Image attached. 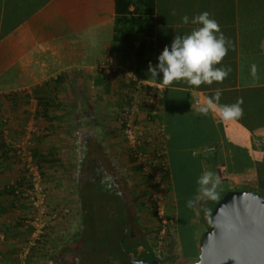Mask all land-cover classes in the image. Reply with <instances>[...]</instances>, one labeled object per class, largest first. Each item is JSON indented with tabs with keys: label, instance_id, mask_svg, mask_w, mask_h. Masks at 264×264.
I'll list each match as a JSON object with an SVG mask.
<instances>
[{
	"label": "crops",
	"instance_id": "obj_1",
	"mask_svg": "<svg viewBox=\"0 0 264 264\" xmlns=\"http://www.w3.org/2000/svg\"><path fill=\"white\" fill-rule=\"evenodd\" d=\"M42 1L45 3L41 5ZM19 2H23L27 13L31 12L32 8L41 6L6 36H0V48H10L3 58L8 66L0 72V97L4 102L5 114L12 110L9 103L4 101L5 96L14 92L32 95L34 89L44 90L45 87L49 90L48 94L54 98V106H46L50 118H40L41 126L48 129L49 135L39 133L36 145L42 154L56 159V162L44 163L43 169L61 165L64 158H72L76 149L75 176L72 165L68 166L71 186H60L62 184L59 181L52 182L50 188L46 185L50 196V213L47 211L50 216H47V219L52 229L46 236L49 242L45 248L55 250L56 254H65L64 249L82 233L85 211L89 214L91 208L99 210L100 200L97 196L101 189H96V192L92 190L96 186L92 180L94 162L101 160L103 164L100 166L115 174L116 183H120L121 189H124L129 147L121 129L120 113L135 97H143L142 100L137 98L140 103L148 99L147 93L142 89L143 85L157 87L154 92L155 104L160 114L162 113V118H157L153 124L155 133H158L154 142L158 146L161 141L160 125L163 123L168 126L167 121H171V117L176 113L178 122L174 125H182L189 114L184 113V106L198 111L211 101V118L216 124L223 122V107L220 104L223 93L243 88L240 83L241 59L249 55L248 39L243 27L247 20H241V0H156L154 51L149 55L147 63L139 65L129 47L113 39L115 0H10V5L7 0H0V14L3 15L7 7L18 6ZM203 12H208L211 18L219 23L220 30L228 41L227 54L215 65L227 73L224 78L214 81L211 85L201 84L197 87L182 80L166 85L162 78L151 76L148 72L149 64L158 65L159 55L165 47L171 45L175 36L188 35L194 28L199 27L191 23L184 24L182 17H193ZM243 37L246 38V43ZM262 48L264 50V40ZM59 76L63 77V82L53 85V80ZM217 92L220 93L219 101L215 99ZM196 96L203 98L202 105H196ZM31 101L35 103L31 102L29 109L34 113L32 116L36 117L37 101L33 98ZM152 102H149L150 106ZM23 107L22 111L28 110V106ZM196 119L200 120V117L196 115ZM205 120L207 123V118ZM16 124V121L11 124L12 132L19 129ZM99 127H107L108 131L104 130L101 134L92 129ZM117 133L121 136L117 137ZM217 142L223 143V140ZM213 153L215 154L216 150L208 143L193 150V156H212ZM221 156L225 157L222 152ZM14 162L8 161L4 166H0V264L19 262L16 257L22 251L26 254L32 249L24 242L29 239V230L34 227V221L30 219L34 217L29 209L30 204L22 201L23 203L16 207L15 198L7 192L11 178L9 176L16 172ZM227 168V163H222L218 173L232 175ZM48 174L65 176L55 169L50 170ZM2 176L8 177L7 184ZM56 178L58 177H53V180ZM102 192L117 197L105 189ZM126 193L129 197L127 189ZM198 197L203 198L205 195L200 194ZM103 217L105 218L106 214ZM36 218L37 216L34 220ZM52 241L58 244H52ZM52 259L50 258V261Z\"/></svg>",
	"mask_w": 264,
	"mask_h": 264
},
{
	"label": "trees",
	"instance_id": "obj_2",
	"mask_svg": "<svg viewBox=\"0 0 264 264\" xmlns=\"http://www.w3.org/2000/svg\"><path fill=\"white\" fill-rule=\"evenodd\" d=\"M7 2L10 5V0ZM44 3L42 1L41 5ZM41 5L32 8L31 12L28 13L23 2H19V5L13 8L7 7L5 13L0 14V27L2 28L0 29V36L4 37L14 30ZM156 8V0H115L113 39L115 42L126 44L139 65L147 63L149 55L154 51ZM241 20H247L243 27L248 39L247 44H249V55H245L241 59L240 83L243 88L224 92L220 104L224 107L239 102L243 109L242 117L223 120L220 124H216L209 111L207 114H203L184 106L186 109L184 113H189L186 120L182 125L175 127L174 123L178 122V113L174 114L171 121H167L166 134L169 137L160 142L166 145L167 156L171 162L170 173L167 182L164 183L163 194L172 204L171 211L176 217L174 230L180 242V259L186 262H196L199 259L200 245L205 232L212 226L213 212L218 203L231 190L222 183V185L215 186L214 199L206 196L199 198L200 194H204L198 181L205 172L218 174L219 166L222 163H227L228 172L232 175H242L245 170L254 168L258 189L264 194V50L262 48L264 0H241ZM246 38H244V42ZM9 49V46L0 48V72L8 66L3 58ZM242 51L244 52V48ZM58 82H63L62 76L53 80V85ZM248 86L250 88H247ZM142 89L147 93L148 99L142 101L141 107L148 109V120L153 124L157 118H162V113L160 114L155 104L156 94L154 92L157 87L143 85ZM48 91L44 87V90L41 88L34 89L32 95L14 92L6 95L4 101L15 108L20 104L29 106L33 98L37 101L36 117L48 120L50 115L47 107L53 105L54 99L52 95L48 94ZM211 97L214 96L211 95ZM150 99L153 101L151 106ZM3 104L4 102L0 97V126L4 129L6 123L4 122L5 118H3L5 115ZM27 111L29 112V110ZM122 112L123 110L120 113V119ZM196 115L200 117V120L196 119ZM205 118H207V123H205ZM1 128L0 166H4L5 162L15 161L18 157L15 150L6 144ZM48 135L47 133L44 134V136ZM221 139L223 143L217 142ZM206 143L214 148L216 153H213L212 156H204L205 154L193 156L194 148ZM139 149L144 153H153L154 157L159 159V163L154 165V168H162L161 160L164 156L158 155V147L151 149L147 143H144ZM32 152L35 162L40 165L41 169H43L44 163L56 162V159H50L48 155L42 154L36 143ZM221 152L225 157L221 156ZM135 153L136 151L131 148L133 170L145 173V164L137 159ZM214 167L217 168L216 172L213 170ZM23 181L18 180V184L22 185ZM209 187L212 188L213 186L210 184ZM98 189H101L100 194L103 193V188ZM154 190L158 192V186H155ZM9 191L17 197L15 186L11 187ZM117 200V206H113L111 209V213H114L113 215L118 218L115 226L107 227L110 219L104 218V213L100 209L91 208L89 214L85 211L82 233L72 241L70 246L64 249L65 254L75 253L82 262L85 261L84 264H133L129 254L135 260L146 259L149 262L157 258L151 248V240L149 242L145 238L146 234L144 237L135 236L133 216L127 214V209L124 208L120 199L117 198ZM154 202L155 197L151 194L147 200V205L153 207ZM19 203H22V199ZM84 210L87 209L84 208ZM151 214L156 217L157 211L154 207ZM148 227V233L153 234V238H156L160 223L150 224ZM142 228L144 229L143 226Z\"/></svg>",
	"mask_w": 264,
	"mask_h": 264
},
{
	"label": "rangeland",
	"instance_id": "obj_3",
	"mask_svg": "<svg viewBox=\"0 0 264 264\" xmlns=\"http://www.w3.org/2000/svg\"><path fill=\"white\" fill-rule=\"evenodd\" d=\"M15 81L18 82L17 80H15ZM137 98L140 99V97H137ZM142 98L140 100H142ZM34 103H35V101L32 102V104H34ZM23 106H25V105L20 104V106L14 108L13 105L9 104V107L12 110H11V112L6 113L3 118L10 120L11 124H15V121H16L18 126H19V129H22V131L19 129H15V130H13V132L11 131L12 129H10L11 133L14 134L13 137L18 142H20L19 140H21V138L23 136V133H24L23 130L25 131L26 127H29L30 125L34 124V126L38 129L37 133L36 134L34 133V136L32 138L31 144H30V147L32 146V148H34L35 143H37V138H38L37 136L39 135V133L42 132L45 134V131L48 129L41 126V123H40L41 119L39 117H33L32 116V114H34V113H33V111H31L29 109L28 105H26V106H28L29 113H28V111H22L24 108ZM33 107L34 106H32V108ZM147 112H148V109L143 108V106L139 107V110L132 117V119H135L136 123L139 124L141 127H143V132L141 131V133H140V134H142L141 139L138 141L139 146L140 145L142 146L144 143H147V145H149V147L151 148L153 137L156 134L155 133L156 129H155L154 125L149 124ZM165 126H166V124H165ZM166 128H167V126H166ZM1 129L4 130L3 128H1ZM92 129L97 130V132H100L101 134L104 133V130L108 131L107 127H105V128L99 127V128H92ZM121 129H122V127H121ZM122 132H123V130H122ZM119 136H121V135L118 134L117 137H119ZM126 141H127L128 147H129V149H128L129 163H128L127 168H126V172L124 173V177L126 178V183L124 184V189H122V190L126 191V189H127V191L129 192V197L127 199V206H126L129 209V210H127V212H128L127 214L133 216L132 219H133V223L135 224V227L133 228L134 233L138 237H144V234H146L145 238L148 239L149 242L151 240V245L153 246L152 249H153V252L155 253V250H154V247H155L154 243L155 242L154 241L156 239L153 238V234L148 233V228H149L148 226L150 224H156V223L158 224V220L156 219V217L152 216V214H151L153 207L156 204V201L154 202L153 207H152L150 205H147V200L149 199V196L151 194H153L154 197H157V198L161 197V196L163 197V194H159L160 191H158V193L155 192L154 188H155L156 184L154 182H156V181L153 178H151L150 177L151 175L149 176L145 170H144L145 173L137 172V171L133 170V167H132L133 163H132V158L130 155V150H131L132 146H131L128 139ZM26 147H27V145H26ZM28 148H29V146H28ZM76 148H77V145H76ZM76 156H77V154H76V149H75V153L73 154L72 158L69 157V158H67V160H65V158H64V160H62L61 165L58 164V165L52 166L55 168L48 167V170H46V168L41 169V171H42L41 172L42 182L46 188V191H47L46 185L48 184L49 188H50L51 183L55 182V181H59L62 184L60 186H69V187L71 186L72 180L68 176V173L70 172V168L68 166L72 165L73 172H74L73 174L75 176L76 172H77ZM14 163H15V167H16V172L9 176V177H11L9 180L10 183L8 184L9 188H7V187L6 188H7V192L10 195H12L13 198H15V203H16L17 200L20 201V198L16 199L18 196L15 197L9 190L13 186H19L18 180H21V181L25 180L23 182L27 183L29 174L26 171V167L22 163L21 160H19L17 158V159H15ZM169 163H171V162L169 161ZM51 165H53V164H51ZM54 169L56 172L61 171V173L65 174V176L61 175L59 177V175L57 176V174L50 176L48 174V172L50 170L52 171ZM62 170H64V172H62ZM55 176L58 178L53 180V177H55ZM256 177H257L256 171L253 169H249L246 173H244L242 175H229L226 173L225 174L224 173L213 174V180L218 181V184H216V185H220V184L222 185V183H224V184L226 183L225 185L228 188H231V190H233V189H247V190H252V191H256V192H261L260 189H258ZM2 178L4 181H6L4 183L7 184V182H8L7 178L8 177L2 176ZM59 178L61 180H59ZM97 180L101 181V177L98 178ZM98 188H100V185L95 186L92 189V190H94L93 192H96V189H98ZM49 197L50 196H49V193L47 191V204L49 201ZM117 198H118V196L115 198V197L109 196L108 194H103V197H100L99 209L101 211H103L104 215L106 214L107 218L110 219V221H108V224H107V227H109V228L114 227L115 224L118 222V218H116L117 216L115 217L113 215L114 213H111L112 207L117 206V203H116ZM164 200L166 202V199H164ZM22 201H24L26 203V200H24V198L22 199ZM18 205H19V203H16V207ZM168 206H169V211L171 213H173L171 211L172 204L170 202H168ZM29 207H30L29 209L32 210L31 211L32 216H34V217L30 218V219H32L31 221L35 222V220H34L35 217L40 215V219L37 222H40V224H41V222L46 221V222H49V225L46 228L41 229V231H42L41 233H40V227H35L36 223H35V226L33 225L34 226L33 229L29 230L31 232L29 235V239H25V241H24L27 243L26 245L29 247H32V249H31V251L29 250L27 254H25L24 251H22L21 254L18 257H16L19 260V262H16L14 264H23V262H25V264H59L61 258L62 257L65 258V254H62L60 252H57V254H56L55 250L50 251V249L45 248L47 243L49 242V240H47L46 236L48 233H51V229H52V225H51L49 219H47V216H50V214H49L50 213V206L49 205L47 206V208H48L47 211H49V213L44 212L43 214H39L37 209H34V208L32 209V206H29ZM26 209L28 210V208H26ZM118 213H119V211H118ZM119 219H121V217ZM51 221L53 223L54 218H52ZM27 224L29 225V223H27ZM142 226L144 227V229L142 228ZM107 227H106V229H107ZM34 232H37V233H34ZM49 237H50V235H49ZM52 244L57 245L58 243L52 241ZM43 245H44V248H43ZM162 251L163 252L160 254V256L165 263H168V264H194L195 263V262H191V261L186 262V261L180 259V242H179L178 236H177L175 231L171 232L169 237L165 240L164 248ZM53 256L55 259L54 260L52 259V261H50V258H53ZM157 257H159V255H157ZM12 261H16V260H12ZM83 262H85V261H83Z\"/></svg>",
	"mask_w": 264,
	"mask_h": 264
},
{
	"label": "clouds",
	"instance_id": "obj_4",
	"mask_svg": "<svg viewBox=\"0 0 264 264\" xmlns=\"http://www.w3.org/2000/svg\"><path fill=\"white\" fill-rule=\"evenodd\" d=\"M184 24L199 25L188 35H176L169 47H165L158 57V65L149 64L148 72L151 76L162 78L166 85L174 81H185L190 85H211L214 81H220L227 74L218 65L228 51L227 38L220 30L219 23L211 18L208 12H203L193 17L184 15ZM216 101L220 99V93L215 96ZM213 107L209 101L207 106L198 109L207 114ZM243 115L240 103L225 105L221 112L223 120L239 119ZM198 183L202 186L203 194L215 198L214 188L218 181L213 180L211 172H205ZM213 187L210 188L209 185Z\"/></svg>",
	"mask_w": 264,
	"mask_h": 264
},
{
	"label": "built area",
	"instance_id": "obj_5",
	"mask_svg": "<svg viewBox=\"0 0 264 264\" xmlns=\"http://www.w3.org/2000/svg\"><path fill=\"white\" fill-rule=\"evenodd\" d=\"M195 103L198 106L202 105L204 103L203 98L201 96H196ZM140 106L141 103L135 97L130 103V105H127L123 109V112L121 114V127L124 135L129 140L132 146L131 148L136 151L135 156L140 162H143L145 164L144 170L149 176L151 175V178L156 181L154 183L159 188V194H163L164 183L170 173V163L169 157L167 156V148L164 143H160V145L158 146L157 143L154 142V137L155 140L158 138V133L156 132V135H154L153 137L151 149H156V147H158V155H160L161 157L164 156L163 160H161V169L154 168V165L159 163V159L155 158L153 153H144L140 151L139 147L141 145L139 146L138 141L141 139L142 134L140 133L141 131L143 132V127L137 124L135 119H132V117L139 110ZM4 122L6 124L2 132L3 138L5 139L6 144L15 150L18 159L21 160L22 163L25 165L26 171L29 174L27 183L24 182L22 185L15 186L16 194L18 198H24V200H26V202L30 204L32 208L37 209L39 214H43L44 212L47 213V191L42 182V171L40 165L35 162L32 152L33 148L32 146L30 147L34 133L36 134L38 129L34 126V124L30 125L29 127H26L25 131L23 130L24 133L21 140H19L20 142H18L11 134L10 120L5 118ZM149 124L153 125L150 123V121ZM159 131L160 139L165 140L168 135L166 134L165 126L163 124L161 125ZM46 133L49 134L48 130L45 131V134ZM165 197L166 196L164 194L163 197H155L156 204L154 206V209H156L157 211L156 219L160 223V228L156 233V240L154 241L155 243H153L155 244V253L159 255V257H161L160 254L163 252L162 250L164 248L165 240L169 237L171 232L175 231L174 226L176 224L175 214L169 211V201H167L168 199ZM164 199H166V202ZM16 203H19V200H17ZM39 219L40 215L37 216L34 222V226L36 223L35 227H40L41 233V229L46 228L49 225V222L44 221L40 224V222H37L39 221ZM27 253L28 252H26V254ZM23 264H25V262H23Z\"/></svg>",
	"mask_w": 264,
	"mask_h": 264
},
{
	"label": "water",
	"instance_id": "obj_6",
	"mask_svg": "<svg viewBox=\"0 0 264 264\" xmlns=\"http://www.w3.org/2000/svg\"><path fill=\"white\" fill-rule=\"evenodd\" d=\"M213 170L216 172L217 168ZM212 218L194 264H264L263 193L230 190L216 206ZM128 256L133 264H168L161 257L149 262Z\"/></svg>",
	"mask_w": 264,
	"mask_h": 264
},
{
	"label": "flooded vegetation",
	"instance_id": "obj_7",
	"mask_svg": "<svg viewBox=\"0 0 264 264\" xmlns=\"http://www.w3.org/2000/svg\"><path fill=\"white\" fill-rule=\"evenodd\" d=\"M103 164V162L100 161H95L94 162V176H93V182L96 186L100 185V188L105 189L106 191H110L111 193H114L118 196L120 199V202L123 204L124 208L128 210L127 206V193L126 191L122 190V185L119 183H116V175L109 173L105 167H101L100 165ZM100 166V167H99ZM101 177V181H98L97 179ZM110 193V194H111ZM103 193L99 194L97 196V199L100 200V196ZM59 264H84L78 256L73 253L69 252L67 255L65 254V258L62 257Z\"/></svg>",
	"mask_w": 264,
	"mask_h": 264
}]
</instances>
